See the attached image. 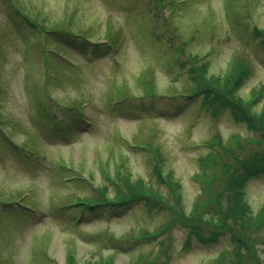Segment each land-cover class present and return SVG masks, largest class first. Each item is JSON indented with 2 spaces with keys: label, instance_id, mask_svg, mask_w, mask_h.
I'll list each match as a JSON object with an SVG mask.
<instances>
[{
  "label": "rangeland",
  "instance_id": "374dc122",
  "mask_svg": "<svg viewBox=\"0 0 264 264\" xmlns=\"http://www.w3.org/2000/svg\"><path fill=\"white\" fill-rule=\"evenodd\" d=\"M179 1L0 0V130L16 147L0 132V264H66V254L83 264L111 253L114 264H139L134 259L164 248L170 258L166 264H207L232 248L224 236L212 245L194 241L184 250L182 228H174L163 246L138 236L130 239V232H153L163 222L164 212L143 203L109 216L102 208L91 216L80 212L84 219L79 222V211L71 209L76 199L98 197L81 179L68 178L72 170L88 177L95 189L105 187L107 198L114 196L113 186L121 185L119 179L131 184L143 179L169 195L150 172L152 154L138 145L144 143L160 151L164 169L173 170L189 210L200 191L193 176L200 170L197 158L207 151L204 142L218 136L229 144L238 135L242 142L253 135L227 111L212 116L200 95L178 104L193 87L176 59L195 68L200 64L191 65L188 55L199 56L208 61V76H220L241 56L251 61L252 71L240 93L264 87V50L243 30L244 25L264 29V0ZM63 24L68 38L51 30ZM107 35L114 39L109 49L103 40ZM82 39L88 42L84 46ZM94 40L104 46L91 47ZM146 80L155 84L151 96L145 95ZM48 91L58 100L54 105L43 99ZM126 92L134 102H124ZM75 99L93 107V116L84 114L91 124L70 128V138L62 123L56 122L52 132L49 120L60 117L56 106L69 108L66 103ZM112 102L119 106L111 109ZM262 103L264 89L254 109L259 111ZM63 114L67 119L75 115L72 109ZM19 149L33 153L24 159ZM259 176L245 188L254 213L264 207V174ZM21 203L36 212L17 213ZM255 250L264 262V230L255 234Z\"/></svg>",
  "mask_w": 264,
  "mask_h": 264
},
{
  "label": "trees",
  "instance_id": "16d2710c",
  "mask_svg": "<svg viewBox=\"0 0 264 264\" xmlns=\"http://www.w3.org/2000/svg\"><path fill=\"white\" fill-rule=\"evenodd\" d=\"M29 21L34 26H38L35 22ZM63 27L66 28L67 24L51 30L55 32ZM247 29L257 41L256 46L264 50V29L254 25L247 28V25H244L243 30ZM62 33L65 35L68 32ZM109 36L107 35L108 40L111 41ZM185 44L186 41L181 42L183 48ZM188 57L192 61L191 65L194 63L200 65L195 68L188 67L186 70L194 86L186 99L200 95L201 105L212 116L217 118L221 112L227 111L236 122L245 123L253 135L245 136L243 142L239 135L229 144L224 143L218 136L204 142L207 151L197 158L200 170L193 176L200 183V191L189 210L186 208L180 182L175 179L173 170L164 169L160 151L144 143L138 145H143L152 154L150 172L158 185L168 189L169 195H162L153 183L143 179L135 184H131L126 179H119L121 185L113 186L115 192L112 198H107L105 187H97L95 189L97 198L86 196L83 199H76L71 204V209L79 211L76 216L78 217L76 222H79L84 219L80 216V212L91 216L100 212L102 208V212L109 216L112 212L119 213L131 204L142 202L149 210L164 212L163 222L153 232L146 229L130 232L131 236H127L130 239L138 236L149 241H157L163 246L165 241L172 239L174 228H182L186 231L183 249L187 250L194 241L201 245H212L221 237L228 236L232 248L221 251L207 264H264L255 250V234L264 230V207L258 213H254L245 200L248 181L264 174V103L259 111L254 109L264 87L252 89L245 96L240 93L252 71L251 61L241 56L238 59L234 58L227 73L220 76H208V64H206L208 61H203L204 59L199 56L188 55ZM187 64L189 63L186 60L179 62L181 68ZM149 82L147 83L146 80L145 87L148 90L146 96H151L155 88L154 81ZM116 95L120 97L122 94L116 92ZM77 101L80 100H71L67 104ZM134 101L135 98L131 99L130 93L126 92L124 102ZM180 103L184 102L180 101ZM22 205L34 208L27 203ZM22 212L25 213L19 211V214ZM31 212L32 210H27V213ZM114 238L111 236L113 242L116 241ZM166 250L167 248H164L154 253L149 251L146 254H152L150 258L134 260H139V264H166L170 259L168 255L166 256ZM113 256L114 253L99 255L94 260L84 261L83 264H114ZM73 258L72 254H66V264H74Z\"/></svg>",
  "mask_w": 264,
  "mask_h": 264
}]
</instances>
